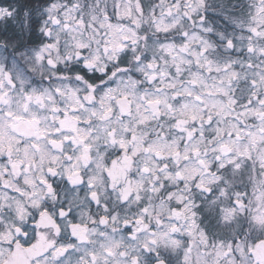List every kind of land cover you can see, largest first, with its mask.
I'll use <instances>...</instances> for the list:
<instances>
[{
  "label": "snow or ice",
  "instance_id": "obj_1",
  "mask_svg": "<svg viewBox=\"0 0 264 264\" xmlns=\"http://www.w3.org/2000/svg\"><path fill=\"white\" fill-rule=\"evenodd\" d=\"M0 264H264V0H0Z\"/></svg>",
  "mask_w": 264,
  "mask_h": 264
}]
</instances>
